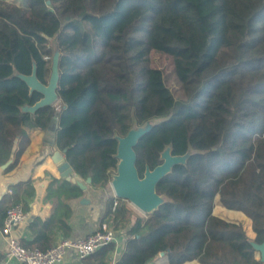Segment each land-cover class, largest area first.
Here are the masks:
<instances>
[{
    "label": "trees",
    "instance_id": "1",
    "mask_svg": "<svg viewBox=\"0 0 264 264\" xmlns=\"http://www.w3.org/2000/svg\"><path fill=\"white\" fill-rule=\"evenodd\" d=\"M24 1L0 0V164L17 166L27 128L57 125L74 171L104 186L119 163L117 136L155 121L135 147L140 177L168 147L191 155L158 183L166 200L153 213L119 202L111 219L128 240L116 264H157L161 253L168 264H264L256 247L264 243V0ZM55 47L59 105L25 111L43 94L20 75L36 69L48 84ZM157 55L171 60L172 103L152 81ZM32 193L30 184L14 186L0 223ZM217 195L251 219L254 239L213 213ZM113 249L86 258L108 264Z\"/></svg>",
    "mask_w": 264,
    "mask_h": 264
},
{
    "label": "crops",
    "instance_id": "2",
    "mask_svg": "<svg viewBox=\"0 0 264 264\" xmlns=\"http://www.w3.org/2000/svg\"><path fill=\"white\" fill-rule=\"evenodd\" d=\"M8 1L21 5L15 0ZM56 131L57 125L47 130L27 128L29 144L20 156L17 166L12 170H7L12 160L7 164H0V202L13 193L14 186L25 188L27 184H30L33 188V193L24 194L18 203L28 213V217L13 231V236L28 244H32L37 238H44L49 239L53 246L63 238L86 237L103 228L104 225L114 228L111 219L114 211V195L111 193L112 177L104 186L84 180L86 188L62 178L54 160L55 152L62 151L56 144ZM213 213L219 216L215 209ZM223 214L226 217L222 218L226 220L241 222L247 234L252 239L255 238L252 221L243 212L225 208ZM3 225L4 221L0 223V264H22L19 262L6 263L5 253L9 239L3 232ZM115 230L117 239L114 249L109 253V262L120 259L128 240L124 230ZM257 257L264 262L260 250H257ZM89 260L80 258L76 251L70 249L59 264H92ZM155 262L168 264V256L161 253ZM183 264L201 263L197 260H189Z\"/></svg>",
    "mask_w": 264,
    "mask_h": 264
},
{
    "label": "water",
    "instance_id": "3",
    "mask_svg": "<svg viewBox=\"0 0 264 264\" xmlns=\"http://www.w3.org/2000/svg\"><path fill=\"white\" fill-rule=\"evenodd\" d=\"M53 57L52 74L48 84L42 83L36 74V69L31 75H20L30 86L31 91L37 90L43 94V98L34 106H24L23 110L35 112L40 107L52 105L59 99V58L58 47ZM153 122V124H152ZM154 121L147 122L144 126L132 128L127 135L117 136L118 148L117 158L119 163L116 173L112 174L111 185L119 199L127 200L137 206L143 213L150 214L156 211L166 198L157 192V185L167 174H169L176 164L186 163L191 153L185 155H173L171 148L168 147L162 153L163 162L154 169L146 168L143 177H140L137 168V153L135 150L139 140L148 133ZM65 150L56 151L54 160L59 167L61 177L70 180L82 188H86L83 177L77 174L64 156ZM7 164V163H6ZM91 182V178L87 179ZM257 250L262 252L264 260V243L257 245Z\"/></svg>",
    "mask_w": 264,
    "mask_h": 264
},
{
    "label": "built area",
    "instance_id": "4",
    "mask_svg": "<svg viewBox=\"0 0 264 264\" xmlns=\"http://www.w3.org/2000/svg\"><path fill=\"white\" fill-rule=\"evenodd\" d=\"M112 186V185H111ZM120 202L116 193L113 199V210ZM28 213L20 204L14 205L7 210L4 218L3 232L8 236L9 243L5 253L6 263L19 262L22 264H59L63 261L65 253L73 249L80 258H86L103 246L115 244L117 232L113 227L104 225L103 228L94 231L82 238H63L52 247L42 249H30L13 236L15 227L25 222ZM116 260L108 264H116Z\"/></svg>",
    "mask_w": 264,
    "mask_h": 264
},
{
    "label": "rangeland",
    "instance_id": "5",
    "mask_svg": "<svg viewBox=\"0 0 264 264\" xmlns=\"http://www.w3.org/2000/svg\"><path fill=\"white\" fill-rule=\"evenodd\" d=\"M15 1H18L21 5H26V3L24 2V0H15ZM56 49L57 48L55 47V50ZM153 62H154V74H153L152 81H153V83L155 84V86L159 90H161V91L164 92L165 96L169 97V100L172 103L173 102L172 100H173V97H174L173 96V88H172V85H169L165 81V75L170 70L171 60L167 56H164V55H159L158 56L157 55V56H155ZM52 105L55 106V107H57L59 105V99L56 102H54ZM152 124H153V122H152ZM116 170L113 171V174L116 173ZM111 191H112L111 193H113V195H115V191H114L113 187H112V190ZM124 202L126 203V205L128 207H130L138 215H141V216H145L146 215L145 213H143L137 206H135L130 201L120 199V203L121 204L124 203ZM214 209L216 210V212L218 213V215L220 217H226L223 214L225 212V208L221 204L220 197L218 195L215 197V205H214L213 211H214Z\"/></svg>",
    "mask_w": 264,
    "mask_h": 264
}]
</instances>
